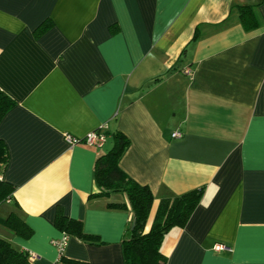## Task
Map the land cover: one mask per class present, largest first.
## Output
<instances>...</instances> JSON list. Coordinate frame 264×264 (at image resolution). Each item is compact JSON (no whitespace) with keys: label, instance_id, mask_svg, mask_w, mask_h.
<instances>
[{"label":"crops","instance_id":"obj_1","mask_svg":"<svg viewBox=\"0 0 264 264\" xmlns=\"http://www.w3.org/2000/svg\"><path fill=\"white\" fill-rule=\"evenodd\" d=\"M0 89L16 100L3 177L33 231L0 236L33 264H124L131 215L110 204L126 195L93 174L115 131L120 167L154 197L146 228L161 198L202 188L164 236L166 264H264V0H0ZM95 129L102 148L64 138ZM58 209L100 242L70 236L60 260Z\"/></svg>","mask_w":264,"mask_h":264},{"label":"trees","instance_id":"obj_2","mask_svg":"<svg viewBox=\"0 0 264 264\" xmlns=\"http://www.w3.org/2000/svg\"><path fill=\"white\" fill-rule=\"evenodd\" d=\"M238 14L245 29L259 24L249 6L240 7ZM15 104L16 100L0 89V120ZM129 143V138L123 132L115 131L111 135L110 146L97 155L93 174L100 189L98 193L122 192L126 195V202L110 204L129 209L131 215L121 237L124 264H166V256L161 248L164 236L171 227L185 225L200 201L202 188L161 198L154 219L149 228H146L154 197L148 185L137 182L120 167V158ZM8 161L7 146L0 139V207L13 201V207L7 214L0 215V224L16 235L28 238L33 231L19 213L17 202L13 200L14 186L3 177ZM55 225L69 236L89 242H100L96 236L83 231L79 220L65 216L59 209ZM60 260H64V254L60 256ZM70 262L83 264L74 260ZM0 264L33 263L27 250L18 248L10 240L0 236Z\"/></svg>","mask_w":264,"mask_h":264},{"label":"built area","instance_id":"obj_3","mask_svg":"<svg viewBox=\"0 0 264 264\" xmlns=\"http://www.w3.org/2000/svg\"><path fill=\"white\" fill-rule=\"evenodd\" d=\"M171 135L174 138H178L182 136V132L177 130L172 132ZM106 137V134L99 129L87 132L82 138L72 136L68 133L64 134L65 140L71 145L83 141L95 148H102L106 142ZM69 237L68 234L62 232L59 237L51 239V244L56 248L59 257L64 253ZM217 247L220 248L221 246L218 245Z\"/></svg>","mask_w":264,"mask_h":264},{"label":"rangeland","instance_id":"obj_4","mask_svg":"<svg viewBox=\"0 0 264 264\" xmlns=\"http://www.w3.org/2000/svg\"><path fill=\"white\" fill-rule=\"evenodd\" d=\"M7 210H5L2 206L0 207V215L4 216L7 214Z\"/></svg>","mask_w":264,"mask_h":264}]
</instances>
